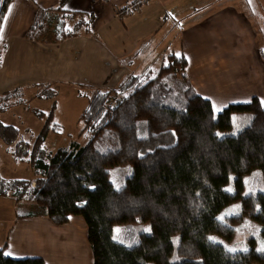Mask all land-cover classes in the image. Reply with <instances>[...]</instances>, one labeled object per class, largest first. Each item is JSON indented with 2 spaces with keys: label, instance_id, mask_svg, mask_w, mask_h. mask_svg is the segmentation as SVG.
Returning <instances> with one entry per match:
<instances>
[{
  "label": "trees",
  "instance_id": "16d2710c",
  "mask_svg": "<svg viewBox=\"0 0 264 264\" xmlns=\"http://www.w3.org/2000/svg\"><path fill=\"white\" fill-rule=\"evenodd\" d=\"M67 1L60 0L56 9H39L27 39L40 42L47 26L56 43L94 36L95 14L70 12ZM10 2L0 0V28ZM162 61L158 71L131 72L115 87L91 88L79 119L83 132L90 134L84 146L73 143L45 153L49 134L62 129L53 112L31 153L18 141L17 128L0 123V138L15 145V156L27 158L39 174L35 181L0 180V197L28 198L38 210L26 217L42 215L57 226L82 217L95 264H264V250L254 241L247 251L228 246L244 216L261 227L264 239V193L244 196L246 177L258 170L264 178L262 101L255 97L216 114L211 101L190 84L184 54L172 51ZM20 91L3 94L0 102L8 103ZM234 114L250 115V125L221 136L233 128ZM122 166H130L132 173L117 188L110 171ZM232 176L230 193L226 188ZM145 199L164 212L151 222L149 235L134 230L143 219ZM236 203H241L242 215L221 219ZM116 228L122 237L130 235L128 240H118ZM0 264L45 262L12 259L0 249Z\"/></svg>",
  "mask_w": 264,
  "mask_h": 264
},
{
  "label": "crops",
  "instance_id": "0c3cea01",
  "mask_svg": "<svg viewBox=\"0 0 264 264\" xmlns=\"http://www.w3.org/2000/svg\"><path fill=\"white\" fill-rule=\"evenodd\" d=\"M59 1L11 0L1 24L0 97L57 84H118L132 71L123 60L144 49L140 56L146 59L152 48L148 40L170 24V36L177 33L174 48L188 61L190 84L211 101L215 113L219 100H225L222 111L230 99L247 104L258 97L264 106V44L259 40L264 31L259 32L258 23L264 26V0H239L241 10L227 4L217 7L219 0H153L142 6L136 0H68V11L95 14L94 36L59 43L29 41L38 10L56 9ZM21 203L12 196L0 197V249L7 257L95 264L82 217L57 226L42 215L26 217Z\"/></svg>",
  "mask_w": 264,
  "mask_h": 264
},
{
  "label": "rangeland",
  "instance_id": "374dc122",
  "mask_svg": "<svg viewBox=\"0 0 264 264\" xmlns=\"http://www.w3.org/2000/svg\"><path fill=\"white\" fill-rule=\"evenodd\" d=\"M233 5L238 10H241L243 2L239 0H219L217 7L223 5ZM259 23V32L263 33L264 26ZM170 24H167L165 28L160 31L155 37L149 39L146 43L151 50L146 53V59L140 56L143 51H138L133 57L123 60V63L130 65L132 71L126 72L128 76L131 72L140 75L144 74L148 70L158 71L160 63H162L164 56L168 55L172 51L177 53L174 48V37L170 36L173 28H169ZM171 27V26H170ZM46 32L43 37H40V42L47 43L51 41L53 36L51 34L52 28L46 27ZM264 35L259 36V40H262ZM140 56V57H139ZM130 60L132 62H130ZM114 81H111L108 86L99 87H76L69 86L68 84H57L51 86H44L43 88L31 89L20 96L15 94L8 102H0V107L6 108L0 111V123L3 125L14 126L19 130V142L25 144L24 150L28 147L31 153L37 137L39 136L44 124L53 112L54 123L61 126V130L56 134H50L44 145L45 153H54L57 149L62 147H68L73 143L84 146L90 140V134L83 132V125L79 121L82 111L87 107L89 97L93 94L91 88H112L117 86ZM49 87V88H48ZM236 99H230L229 105L236 103ZM225 100H219L217 104L216 114L222 111ZM264 102V100H263ZM9 105V106H8ZM251 116L248 114H234L233 115V128L227 133H221V136L236 135L246 126L250 125ZM15 145L6 143L0 138V180L13 179V180H32L35 181L39 174L34 168H32L27 158H19L14 154ZM102 152L108 151V146L100 145L98 147ZM132 173L130 166H122L114 168L110 171V180L116 185L117 188H121L126 178ZM234 180L235 176L231 177V181L226 190L230 193L234 192ZM246 189L244 196L254 194L257 192L264 193V178L260 171L253 172L249 177L245 178ZM21 210L24 214L28 212L37 211V206L28 198L21 200ZM147 199L144 203L146 204ZM242 215L241 203H236L226 209L221 215V219L226 217ZM164 216V212L158 208L154 203L146 204L143 219L134 226L136 233L151 234V222L155 219H160ZM241 223L236 227V235L232 242L228 243V246L234 251H247L250 241L256 242L257 249L264 250V239L261 237V227L250 220L248 217H242ZM116 238L118 240H128L130 235L122 237L120 234V228L115 229ZM222 243L227 244L219 240Z\"/></svg>",
  "mask_w": 264,
  "mask_h": 264
},
{
  "label": "built area",
  "instance_id": "2783aa9c",
  "mask_svg": "<svg viewBox=\"0 0 264 264\" xmlns=\"http://www.w3.org/2000/svg\"><path fill=\"white\" fill-rule=\"evenodd\" d=\"M152 2L153 0H136V5H150Z\"/></svg>",
  "mask_w": 264,
  "mask_h": 264
},
{
  "label": "snow or ice",
  "instance_id": "6c2138e0",
  "mask_svg": "<svg viewBox=\"0 0 264 264\" xmlns=\"http://www.w3.org/2000/svg\"><path fill=\"white\" fill-rule=\"evenodd\" d=\"M11 11H12V9H11V8H9V12H11ZM4 19H7V18L5 17ZM2 31H3V29H2V28H0V34H2Z\"/></svg>",
  "mask_w": 264,
  "mask_h": 264
}]
</instances>
